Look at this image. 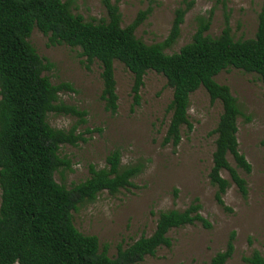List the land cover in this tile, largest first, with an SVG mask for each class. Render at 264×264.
<instances>
[{"label": "trees", "instance_id": "trees-1", "mask_svg": "<svg viewBox=\"0 0 264 264\" xmlns=\"http://www.w3.org/2000/svg\"><path fill=\"white\" fill-rule=\"evenodd\" d=\"M104 5L107 19L94 23L74 14L71 5L63 0H0V264H137L146 256L155 255L158 248L170 247L168 233L172 229L196 222L211 228L196 201L184 211L161 212L152 235L119 249L117 257L110 258L107 250L100 251L96 236L85 235L75 227L73 211L94 202L104 191L116 194L133 187L132 179L144 171V164L123 165L121 152L115 149L109 153L106 167L90 166L91 176L85 181L71 188L57 183L55 173L71 167L59 155L61 145H76L82 136L76 135L75 129L67 132L53 128L47 121L48 114L57 112L80 118L86 114L59 103L61 93L75 90L67 82L54 85L44 75L53 64L29 42L35 28L48 36L51 44L79 48L89 64L99 62L101 99L111 114L118 109L116 62L134 77V106L140 104L146 73L152 70L162 74L173 89L165 145L178 146L182 127L193 128L188 114L190 97L203 87L212 102L222 104L213 132L216 140L209 174L211 184L217 188L216 201L230 211L223 200L230 186L222 176L223 170L230 173L242 196L248 194L246 180L227 157L231 154L237 167L246 173L252 171L251 164L239 152L237 121L242 115L241 107L230 88L217 82L216 77L236 68L257 74L264 86V0L254 38L235 40L227 16L222 33L210 37L206 33L211 18L201 17L191 42L173 54H167L166 49L178 40L193 1L176 10L168 37L157 44H147L135 34L151 14V7L123 27L119 6L112 0H104ZM234 237L232 233L226 249L218 252L210 264L228 262L234 253ZM244 262L264 264V256L254 251Z\"/></svg>", "mask_w": 264, "mask_h": 264}, {"label": "rangeland", "instance_id": "rangeland-1", "mask_svg": "<svg viewBox=\"0 0 264 264\" xmlns=\"http://www.w3.org/2000/svg\"><path fill=\"white\" fill-rule=\"evenodd\" d=\"M193 5L186 13L180 35L167 54L179 52L191 42L198 19L211 18L206 35L219 36L228 17L235 40L255 37L258 15L263 0H112L119 6L122 26L131 24L141 11L152 8L147 20L135 34L147 44L162 43L168 37L176 10ZM71 5L74 14L86 21L98 23L107 19L104 0H63ZM29 42L38 54L53 64L44 72L54 85L70 83L75 92L61 93L59 103L76 107L85 116L51 112L48 123L56 129L82 136L76 145H61L59 155L71 163L70 169L60 168L54 175L57 183L67 188L88 179L90 166L106 167L110 152L119 149L122 164H144V171L132 179L133 187L116 194L100 193L94 202L85 203L73 211L75 227L85 235L96 236L100 251L107 250L116 258L142 237H149L156 229L161 212L186 210L196 201L200 214L211 228L201 223L172 229L168 233L171 246L158 248L153 256H146L137 264H210L211 259L227 247L232 233L234 253L226 264H246L244 258L254 251L264 256V86L257 74L236 68L221 72L216 80L227 85L241 107L238 118L239 152L251 164L246 173L238 168L228 154L230 165L247 182L248 194L242 196L230 173L222 176L230 182L223 195L226 211L216 201L217 188L209 174L213 166L216 135L213 134L222 113V104L212 102L202 87L190 97L189 121L193 128L183 126L178 146L165 145L169 126V105L173 89L167 79L155 71H148L140 89V104L134 106L132 73L120 62L115 63L118 109L116 114L105 110L101 99L103 81L101 66L87 62L79 48L66 44H51L48 36L35 28ZM82 119L84 121H82ZM0 189V205H1Z\"/></svg>", "mask_w": 264, "mask_h": 264}]
</instances>
